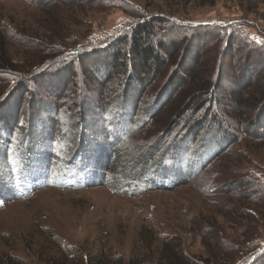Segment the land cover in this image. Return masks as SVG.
Returning a JSON list of instances; mask_svg holds the SVG:
<instances>
[{"label":"trees","instance_id":"16d2710c","mask_svg":"<svg viewBox=\"0 0 264 264\" xmlns=\"http://www.w3.org/2000/svg\"><path fill=\"white\" fill-rule=\"evenodd\" d=\"M51 1L59 0H37L35 4L46 9L43 4ZM104 1L123 7L118 5L120 0ZM252 7L254 9L255 5L247 2L245 12L252 11ZM132 14L131 20H124V29L116 28L114 32L96 35L91 41L86 37L79 43L68 41L70 37L61 32L62 24L58 28L60 22L47 13L44 26L48 30L55 28L56 32L41 42L44 47L41 52L49 54L39 55L35 65L34 59L22 64L12 61L8 55L7 37L0 24V82L7 84L9 89L13 87L11 94L9 89L0 93V156L5 155L9 167L17 158L33 153L40 143L51 141L58 149L59 165L64 172L69 170L70 160L73 163L83 161L85 157L90 159L87 168L86 164L82 168L87 170L91 181L72 189L102 185L116 194L136 195L141 191L173 189L191 182L200 171L209 167L211 161L233 149V144L242 136L264 142V41L250 34V26L244 20L227 24H176L167 19L144 18L138 12ZM24 34L23 41H28L27 46L34 48L37 39ZM98 36L101 39L95 40ZM80 70H84L85 75L91 72V78H80ZM71 84L72 94L66 96ZM34 85L38 92L47 85L45 94L51 102L44 101L39 93L41 96L30 99L22 111L24 95ZM21 95L23 100L18 99ZM171 96L176 102L166 110L168 115L158 121ZM64 102L66 109L61 108ZM37 105L44 106L46 112L39 109L40 114L36 116L38 112H35L33 115ZM8 106H12L13 113L4 114ZM191 109L194 112L189 115ZM93 112L106 120L99 133L87 130L86 119ZM118 114L124 117L123 122ZM42 115L48 124L39 121L42 125L38 128L36 120ZM163 115L165 112L160 117ZM108 116L116 123L130 124L127 136H111ZM154 121L158 122L153 124ZM163 124L164 127L171 125L160 131ZM135 133L146 137L142 136L140 145L122 154L128 138ZM92 135L102 136L105 144L99 146V140H95L93 148L90 147L88 140L93 139ZM95 143L98 148L94 152ZM189 143L192 152L194 147L200 148L204 144L213 145V152L192 171L193 174H185L182 180L177 174L167 182L165 178H170L169 173L178 170L166 165L172 163L182 146ZM165 170L168 175H163ZM156 172L161 175L159 181H156ZM243 182L256 183L250 178ZM224 185L228 186L229 182ZM259 189L264 190V185L250 192L253 195ZM244 203L236 207L248 209ZM249 235H245L248 250L241 260L238 256L228 257L222 251H212L218 258L225 259V264H263L264 247L251 257L259 246ZM145 260H132L126 264H143ZM79 261L75 264H80ZM1 264L17 262L8 259ZM159 264L213 262L184 253L180 242L172 237L164 242Z\"/></svg>","mask_w":264,"mask_h":264},{"label":"rangeland","instance_id":"374dc122","mask_svg":"<svg viewBox=\"0 0 264 264\" xmlns=\"http://www.w3.org/2000/svg\"><path fill=\"white\" fill-rule=\"evenodd\" d=\"M35 1L0 0V24L13 62L34 59L35 65L39 55L49 54L40 50L44 48L41 42L56 32L55 28L48 30L44 26L47 13L60 22L58 28L63 26L61 32L70 37V42L83 43L86 37L91 41L96 35L114 32L116 28L124 29V20H131L133 12L144 18L167 19L176 24H227L244 20L250 26V34L264 41V0H120L118 5L123 7L107 4L104 0H59L45 2L46 9L40 8ZM247 2L255 5L250 12H245ZM24 33L37 39L34 48L27 46L28 41H23ZM83 71H79L80 78L91 76V72L85 75ZM72 86L69 85L66 96L72 94ZM0 89L1 94L6 93L9 86L2 81ZM12 89H9L10 94ZM46 89L48 87L44 85L38 92L34 85L25 93V100L19 96L18 99L23 100L22 111L30 99L41 96L39 93L44 101L51 102L45 94ZM222 91H225L224 87ZM175 102L176 98L171 96L159 114L165 112V115H158V121L168 115L166 110ZM61 108L66 109V102ZM11 109L12 106L5 108L4 114L13 113ZM34 109L33 115L38 112L36 116L40 114L39 109L45 111L42 105ZM193 112L191 109L188 114ZM42 116L36 120L38 128L47 123L46 117ZM118 116L123 122L124 117ZM112 118L108 116L107 119H111L107 123L111 136H127L130 124L116 123ZM86 120L87 130L96 133L106 121L96 112ZM39 121L43 123L39 124ZM170 125L164 127L163 124L160 131ZM136 133L128 138L122 154L140 145L142 136L146 137ZM92 136L93 139L88 140L90 147L95 140H99V146L105 144L102 136ZM190 145L182 146L172 163L166 165L178 170L169 173L170 178L165 176L167 182L177 174L180 180L185 174H193L192 171L213 152L211 144L194 147V152ZM94 146H97L95 152L98 143ZM57 150L51 141L40 143L29 156L17 158L12 167L8 166L5 155L0 156V264L8 259L17 264H75L79 259L80 264H94L96 260V264H105V260L109 261L107 264H126L142 259H146L143 264H159L164 242L172 237L180 242L184 253L200 256L213 264L226 262L213 251L225 252L228 257L238 256L240 260L245 257L249 234L259 246L251 257L264 247V190L259 189L253 195L250 192L264 185V142L259 139L242 136L233 144V149L211 161L209 167L189 183L173 189L141 191L136 195L116 194L102 185L72 189L91 181L87 170L82 168L83 164L87 168L90 159L85 157L83 161L73 163L70 160L69 170L64 172ZM167 172L165 170L163 175H168ZM155 175L159 181L161 175L157 172ZM249 178L256 183L243 182ZM224 182L229 185L225 186ZM241 202H245L248 209L237 208Z\"/></svg>","mask_w":264,"mask_h":264}]
</instances>
